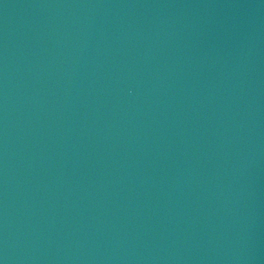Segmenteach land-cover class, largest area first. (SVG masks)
<instances>
[{"label":"water","instance_id":"95a60500","mask_svg":"<svg viewBox=\"0 0 264 264\" xmlns=\"http://www.w3.org/2000/svg\"><path fill=\"white\" fill-rule=\"evenodd\" d=\"M0 264H264V0H0Z\"/></svg>","mask_w":264,"mask_h":264}]
</instances>
